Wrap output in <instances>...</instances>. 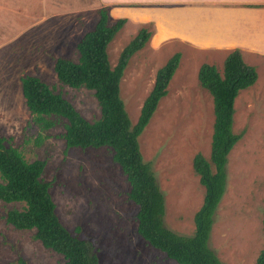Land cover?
<instances>
[{"label":"rangeland","instance_id":"rangeland-1","mask_svg":"<svg viewBox=\"0 0 264 264\" xmlns=\"http://www.w3.org/2000/svg\"><path fill=\"white\" fill-rule=\"evenodd\" d=\"M103 5L101 0H0V133L28 160H45L42 177L51 181L60 221L71 231L79 226L80 235L96 244L100 264H179L137 232V205L127 197L129 182L113 160L112 149L67 146L62 136L66 119L51 115L54 124L40 127L21 91L22 75H38L84 117H99L93 90L63 84L53 65L59 55L76 59L75 43L93 26L97 8ZM114 12L112 20L126 19L108 44L112 65L141 26H154L151 21L127 23V16ZM175 51L181 53L178 67L139 143L164 194V223L189 234L204 195L192 159L196 152L209 157L214 120L212 95L199 83L197 72L203 62L215 64L221 72L229 51L147 41L128 60L120 93L135 122L157 68ZM243 57L256 66L258 77L234 100L233 130L243 134L228 153L226 187L209 238V246L225 264H254L264 247V55L244 52ZM21 205L0 199V264H21V259L28 264H62L61 253L33 237L34 228L7 222L6 211Z\"/></svg>","mask_w":264,"mask_h":264},{"label":"trees","instance_id":"trees-1","mask_svg":"<svg viewBox=\"0 0 264 264\" xmlns=\"http://www.w3.org/2000/svg\"><path fill=\"white\" fill-rule=\"evenodd\" d=\"M97 14L93 26L75 43L76 59L59 55L53 68L63 84L93 90L100 107L99 117L87 119L60 91L38 75L26 74L21 76V91L33 121L47 128L54 124L51 115L65 118L62 136L67 146L106 145L112 149L113 160L129 182L127 197L137 205V232L150 245L179 264H225L209 246V238L214 213L226 187L228 153L243 134L233 130L234 100L241 89L256 81V66L244 60L239 48H234L224 57L221 72L208 62L198 68L199 83L212 95L213 130L209 157L196 152L192 159L193 169L204 186L202 203L193 215L194 228L189 234L179 233L164 223V194L151 163L143 157L139 135L166 94L181 53L175 51L157 68L137 119L132 122L120 93V80L128 60L146 44L153 27L141 26L112 65L108 44L126 18L112 20L107 5L98 7ZM44 165V159L28 160L0 133V199L22 202L21 207L6 211L7 222L17 228H34L33 237L61 253L62 264H100L96 244L80 235L79 226L71 231L60 221L49 190L51 181L42 177ZM262 228L264 231V210ZM20 262L28 264L23 259ZM254 264H264V247Z\"/></svg>","mask_w":264,"mask_h":264},{"label":"crops","instance_id":"crops-1","mask_svg":"<svg viewBox=\"0 0 264 264\" xmlns=\"http://www.w3.org/2000/svg\"><path fill=\"white\" fill-rule=\"evenodd\" d=\"M101 1L110 6L112 15L116 11L127 16V23L151 21L148 41L154 45L174 41L193 50L239 48L242 55H264V0Z\"/></svg>","mask_w":264,"mask_h":264}]
</instances>
